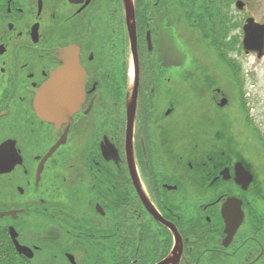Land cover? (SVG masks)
<instances>
[{"label":"flooded vegetation","instance_id":"af4514ba","mask_svg":"<svg viewBox=\"0 0 264 264\" xmlns=\"http://www.w3.org/2000/svg\"><path fill=\"white\" fill-rule=\"evenodd\" d=\"M249 24L264 0H0V264H264Z\"/></svg>","mask_w":264,"mask_h":264},{"label":"water","instance_id":"95a60500","mask_svg":"<svg viewBox=\"0 0 264 264\" xmlns=\"http://www.w3.org/2000/svg\"><path fill=\"white\" fill-rule=\"evenodd\" d=\"M242 45L245 52H256L257 54H261L264 49V27L250 24L245 26ZM52 84L53 82H49L48 86L44 88L35 98V110H38L41 113L44 112L46 115L52 111H58L63 115L66 112V106H62L61 102L59 101L57 103L55 102L56 94L59 95L60 93L52 89ZM4 214L5 213L0 212V217ZM12 237L17 251L20 254L31 258V252L27 248L19 246V244L14 239V235H12Z\"/></svg>","mask_w":264,"mask_h":264},{"label":"rangeland","instance_id":"374dc122","mask_svg":"<svg viewBox=\"0 0 264 264\" xmlns=\"http://www.w3.org/2000/svg\"><path fill=\"white\" fill-rule=\"evenodd\" d=\"M243 59H245V58H243ZM252 61H253L252 59L244 60V62L248 63L249 66L252 64ZM260 64H262V63H260ZM187 66L191 67L192 63L188 64ZM255 80L256 81H253L251 76H248V78H246V81H244V88H245V92L250 94V97L252 95L256 96L254 98L253 102H255V107L258 108L260 105H262V103H261L262 100H260L261 99L260 98L261 94L259 92L256 93L257 92L256 90L260 91L261 86H262V81H261L259 76ZM248 99L250 100V98H248ZM257 108H255V115H257V112H256ZM255 125H256L255 129L252 130L253 128L250 127L249 133H248V135H246L247 139H249V143L248 144H249L250 147L258 146L257 145V137L264 136V119H260L258 122L256 121ZM234 131L236 132V130H234ZM261 131H263V132H261Z\"/></svg>","mask_w":264,"mask_h":264},{"label":"bare ground","instance_id":"6f19581e","mask_svg":"<svg viewBox=\"0 0 264 264\" xmlns=\"http://www.w3.org/2000/svg\"><path fill=\"white\" fill-rule=\"evenodd\" d=\"M130 4H131V6L133 7V0H130ZM203 46H205V45H203ZM189 50V49H188ZM191 51V50H190ZM192 55V54H191Z\"/></svg>","mask_w":264,"mask_h":264}]
</instances>
